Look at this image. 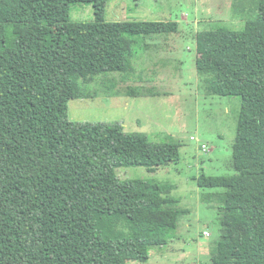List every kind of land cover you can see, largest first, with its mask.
I'll return each instance as SVG.
<instances>
[{"label": "trees", "instance_id": "1", "mask_svg": "<svg viewBox=\"0 0 264 264\" xmlns=\"http://www.w3.org/2000/svg\"><path fill=\"white\" fill-rule=\"evenodd\" d=\"M109 1L0 0V264L147 261L186 213L173 185L116 173L178 163L180 143L69 118L95 76L131 78L136 36L179 31L177 21H109ZM75 3H91L94 20L73 21ZM251 5L242 29L196 32L205 90L242 100L235 172L196 178L219 214L211 264H264V0Z\"/></svg>", "mask_w": 264, "mask_h": 264}, {"label": "rangeland", "instance_id": "2", "mask_svg": "<svg viewBox=\"0 0 264 264\" xmlns=\"http://www.w3.org/2000/svg\"><path fill=\"white\" fill-rule=\"evenodd\" d=\"M247 1L248 4L244 0H110L108 3L109 21L179 22L177 33L135 37L136 43L131 46L134 74L141 81L132 78L131 69L128 80L120 72L110 73L108 77L101 74L86 87L93 97L69 102V118L73 121L120 122L127 132L145 133L151 141L180 143L178 163L155 171L146 166L116 169L122 179L140 178L173 185L172 195L180 200L178 206L186 210L169 244L151 246L147 261L131 259L127 264H211V251L219 238V214L205 200L208 189L199 186L196 178L201 174L219 176L235 172L233 144L242 100L240 96L211 95L205 90L196 69V32L210 24L242 29L245 20L254 13L251 4L255 0ZM71 19L93 21V5L73 4Z\"/></svg>", "mask_w": 264, "mask_h": 264}, {"label": "built area", "instance_id": "3", "mask_svg": "<svg viewBox=\"0 0 264 264\" xmlns=\"http://www.w3.org/2000/svg\"><path fill=\"white\" fill-rule=\"evenodd\" d=\"M192 139H194V137L192 136ZM203 148L205 149V150H207L208 149V147H207V145L206 144H204L203 145ZM205 234H209V232L208 231H205Z\"/></svg>", "mask_w": 264, "mask_h": 264}, {"label": "crops", "instance_id": "4", "mask_svg": "<svg viewBox=\"0 0 264 264\" xmlns=\"http://www.w3.org/2000/svg\"><path fill=\"white\" fill-rule=\"evenodd\" d=\"M116 9H117V7H116ZM117 11H118V10H117ZM140 79H141V78H139V79H137V80L141 81ZM139 81H138V82H139Z\"/></svg>", "mask_w": 264, "mask_h": 264}]
</instances>
